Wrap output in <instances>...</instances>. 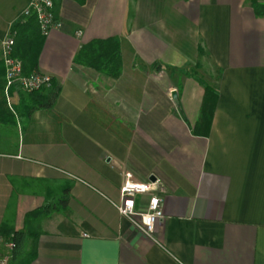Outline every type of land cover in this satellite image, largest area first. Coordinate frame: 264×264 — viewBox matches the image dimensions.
<instances>
[{
	"label": "crops",
	"instance_id": "1",
	"mask_svg": "<svg viewBox=\"0 0 264 264\" xmlns=\"http://www.w3.org/2000/svg\"><path fill=\"white\" fill-rule=\"evenodd\" d=\"M257 1L61 0V28L42 35L23 14L29 0H0V40L21 20L12 53L27 61L36 51L57 88L27 118L28 90L16 84L7 95L4 84L0 105V225L8 217L21 231L27 212L53 207L29 264H264ZM110 35L118 76L73 61L81 44ZM193 68L218 93L209 121ZM4 70L0 53V85ZM127 172L155 178L163 217L150 235L118 209Z\"/></svg>",
	"mask_w": 264,
	"mask_h": 264
},
{
	"label": "trees",
	"instance_id": "2",
	"mask_svg": "<svg viewBox=\"0 0 264 264\" xmlns=\"http://www.w3.org/2000/svg\"><path fill=\"white\" fill-rule=\"evenodd\" d=\"M61 0H53L54 9L60 3ZM79 3H83L85 0H76ZM252 4L258 8V6L263 5L257 0H251ZM32 16H35L33 13ZM37 20V18H36ZM38 22V21H37ZM21 23V20L13 25L12 30H16V26ZM39 27V24H38ZM16 34H14V43ZM14 45V44H13ZM13 48V46H12ZM12 52V51H11ZM36 51L32 54V57H28V62L26 60H21L22 70L24 66L28 65V70L25 73L30 72L36 68ZM12 55H14L12 53ZM15 56V55H14ZM73 61L80 63L87 67H93L99 72L109 74L111 76H118L121 72V59H120V49L119 41L117 36L110 35L103 38H93L89 41L81 44L79 49L76 51L73 57ZM204 88L205 95L203 98V103L200 109V118L211 119L213 108L217 99V91L212 85H210L206 80H204L198 73L196 69H192L189 72ZM4 77V76H3ZM5 80L0 85L1 87V97L0 105L6 102V96L4 93ZM57 93V88L54 84L26 91L24 104L27 106V114L24 117H28V112L37 106H49L53 102V98ZM3 101V102H2ZM53 207L48 204H43L29 212L26 213L24 218V228L21 231L14 230L9 223L8 217L4 218L0 225V248L3 249V243L5 241L11 240L14 243V248L11 252V259L9 264H29L36 254V241L41 233L40 221L43 217L50 214Z\"/></svg>",
	"mask_w": 264,
	"mask_h": 264
},
{
	"label": "built area",
	"instance_id": "3",
	"mask_svg": "<svg viewBox=\"0 0 264 264\" xmlns=\"http://www.w3.org/2000/svg\"><path fill=\"white\" fill-rule=\"evenodd\" d=\"M35 14L39 30L42 35H47L54 28H61L62 22L57 17L54 10L53 0H29L23 9L24 15ZM14 30H10L0 40V53L4 63V80L5 93L7 95L8 88L16 84L25 90L38 89L51 85L52 76L47 72L35 69L30 72H23L22 62L19 58L12 55V46L14 44ZM175 90L174 87L169 88V94ZM156 181L140 182L132 178L131 173L127 172L120 186L121 203L118 206L120 213L131 218H139V226L148 235L153 231L154 223L163 217L161 209V197L154 191L156 189ZM149 194L146 206L143 210L137 209L136 199L139 195ZM14 243L9 240L3 243V249L0 248V264H9L11 252Z\"/></svg>",
	"mask_w": 264,
	"mask_h": 264
},
{
	"label": "water",
	"instance_id": "4",
	"mask_svg": "<svg viewBox=\"0 0 264 264\" xmlns=\"http://www.w3.org/2000/svg\"><path fill=\"white\" fill-rule=\"evenodd\" d=\"M151 180H152V181H154V180H155V178H154V177H152V178H151Z\"/></svg>",
	"mask_w": 264,
	"mask_h": 264
}]
</instances>
